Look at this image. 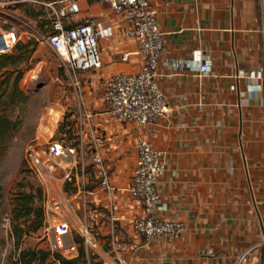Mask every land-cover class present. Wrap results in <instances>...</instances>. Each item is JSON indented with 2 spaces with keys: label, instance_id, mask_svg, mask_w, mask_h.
<instances>
[{
  "label": "crops",
  "instance_id": "1",
  "mask_svg": "<svg viewBox=\"0 0 264 264\" xmlns=\"http://www.w3.org/2000/svg\"><path fill=\"white\" fill-rule=\"evenodd\" d=\"M75 1L80 7L75 23L91 11L116 30L115 36L100 38L103 67L80 74L90 104L92 99L102 107L92 119L96 142L117 188L113 198L101 191L97 168L86 162L94 190L90 215L99 239L108 246L115 236L133 264H237L264 237V77H247L264 76V0L154 1L165 38L163 59L180 62L177 69L162 66L158 73L173 105L172 116L160 120L152 136L166 160L160 189L167 209L161 215L183 221L186 228L172 242L160 239L146 246L132 228L142 204L126 191L144 131L112 117L102 94L109 77L137 71L141 57L122 60L137 45L119 34L124 23L103 1ZM51 3L64 6L63 0ZM196 52L211 61L207 75H198L192 62ZM80 134L87 138L91 130L85 127ZM263 255L264 249H252L242 262L261 264Z\"/></svg>",
  "mask_w": 264,
  "mask_h": 264
},
{
  "label": "built area",
  "instance_id": "2",
  "mask_svg": "<svg viewBox=\"0 0 264 264\" xmlns=\"http://www.w3.org/2000/svg\"><path fill=\"white\" fill-rule=\"evenodd\" d=\"M101 1L118 16L120 23H124L123 27H119V34L137 45V49L124 54L122 60L128 61L131 55L141 57L137 71L116 73L107 79L104 96L106 111L112 117L144 131V137L137 144L132 179L126 188L142 204V213L134 218L132 228L144 239V246L160 239L172 242L183 235L186 227L181 220L161 215L167 209L162 203L160 189V180L166 173V160L165 152L155 146L152 136L157 123L173 114V105L158 81L159 70L162 66L177 69L180 62L163 59L165 38L159 25L155 0ZM63 2L62 9H58L54 3H45L52 16L51 30L45 42L58 53L74 86L80 90V74L103 67L98 39L115 36L116 30L113 25L100 22L91 11L84 22L75 23L73 16L80 11L78 2ZM65 18L70 21L68 26ZM20 40L21 35L16 27H4L0 21V56L11 52ZM192 62L199 76L210 73L211 61L201 58L198 52L194 54ZM247 77L253 79L264 76L260 72H252ZM85 113L88 119L93 118L89 111ZM90 130L92 140L96 142L98 133L93 128ZM91 145L90 162L97 168L99 189L113 198L117 188L111 181L110 167L99 144L96 142ZM85 152L82 136L79 148L67 144L65 139H52L45 144L34 140L27 145V163L43 189V232L49 250L69 259L74 258L78 255L79 243L76 238L79 237L87 252L95 255L100 264H133L120 251L115 236L106 246L89 222L92 211L89 197L94 190L89 187ZM77 199L81 200L79 206L76 204ZM110 206L113 209L112 203ZM111 220L115 222L114 215H111ZM255 248L264 249V237L245 251L238 262H242ZM261 264H264V255Z\"/></svg>",
  "mask_w": 264,
  "mask_h": 264
},
{
  "label": "rangeland",
  "instance_id": "3",
  "mask_svg": "<svg viewBox=\"0 0 264 264\" xmlns=\"http://www.w3.org/2000/svg\"><path fill=\"white\" fill-rule=\"evenodd\" d=\"M49 1L52 0H0L2 25L16 27L20 35L21 31L27 32L21 35L22 41H28L30 38L39 41L38 48L31 58L32 68L25 72L19 84L28 97L27 101L23 104L13 103L10 99L7 107H0L1 113L19 123L15 132L0 138V264H12L18 258L19 251L24 248L49 249L43 229L25 235L20 248L15 244L12 235L11 218L15 196L20 191H29L41 186L26 160L28 143L38 140L45 144L63 135L66 143L70 145L77 139L75 135L85 127L96 130L93 118L88 119L85 112L89 111L94 115L102 108L96 107L92 99L90 104L84 78L81 76V92L76 89L62 59L45 42V37L51 30V23L46 22L51 21V11L45 4ZM33 10L41 11L43 17H30L28 14L33 13ZM98 43L100 48V39ZM13 89V86L9 88L10 94ZM103 90L102 94L105 96V86ZM106 106L105 103L104 107ZM64 119L68 125L66 130L71 126L75 138L70 139L67 133H59L60 124ZM82 138L86 151L84 158L89 162L92 154L85 144L92 139V135ZM80 202V199L76 200L77 206ZM89 222L93 225L92 218ZM97 237L99 238L98 235ZM239 263L243 264H237Z\"/></svg>",
  "mask_w": 264,
  "mask_h": 264
},
{
  "label": "trees",
  "instance_id": "4",
  "mask_svg": "<svg viewBox=\"0 0 264 264\" xmlns=\"http://www.w3.org/2000/svg\"><path fill=\"white\" fill-rule=\"evenodd\" d=\"M47 9L49 10V8ZM28 15L30 17H43L41 11L34 12V10L33 13L29 12ZM49 18L51 21L46 22L51 23L52 16L50 15ZM38 44L39 41L35 38H30L28 41L20 40L11 52L0 56V107L3 105L7 107L10 99H12L13 103L20 102L23 104L27 101L28 97L19 84L25 72L32 68L31 58L36 52ZM11 80H13L12 83ZM12 86L14 89L10 94L9 88ZM18 126L19 123L17 121H13L9 116L0 112V138H4L10 133L15 132ZM67 126L64 119L60 124L59 133H67L70 139L77 136V139L70 145L79 148L81 134L77 133L73 136L74 130L71 126L66 130ZM56 139H65V137L62 135V137ZM89 152H92L91 149H89ZM90 167L91 165L86 166V172H89ZM43 199L44 195L41 186L32 188L29 191H20L15 196L11 223L12 235L17 247H21L25 235H30L43 229L45 220ZM76 242L79 243V247L78 255L74 258H66L60 253L51 252L49 249L24 248L19 251L18 258L12 264H100L97 262L95 255L87 252L79 237L76 238Z\"/></svg>",
  "mask_w": 264,
  "mask_h": 264
}]
</instances>
